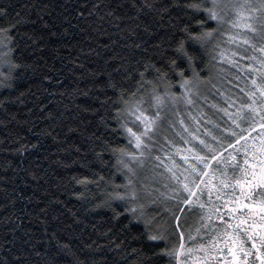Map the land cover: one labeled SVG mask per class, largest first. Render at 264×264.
I'll list each match as a JSON object with an SVG mask.
<instances>
[{
  "label": "trees",
  "instance_id": "1",
  "mask_svg": "<svg viewBox=\"0 0 264 264\" xmlns=\"http://www.w3.org/2000/svg\"><path fill=\"white\" fill-rule=\"evenodd\" d=\"M139 2L0 0L10 13L0 26L20 21L10 34L20 67L7 79L0 72V260L70 264L64 251L70 245L97 264H176L167 255L176 230L171 243L151 240L161 229L146 228L127 201L109 197L122 193L117 157L130 148L121 93L135 91L144 73L153 83L122 99L147 97L159 73L145 66L154 65L166 74L157 93L177 95L185 80L195 81L202 122L222 128V92L238 87L230 82L235 70L215 47L223 37L203 47L187 40L185 26L199 32L196 22L205 19L184 7L192 0H156L172 7L138 15L133 5ZM180 41L193 56L191 65L176 51ZM84 178L86 186L77 183ZM157 215L161 226L165 214Z\"/></svg>",
  "mask_w": 264,
  "mask_h": 264
},
{
  "label": "snow or ice",
  "instance_id": "2",
  "mask_svg": "<svg viewBox=\"0 0 264 264\" xmlns=\"http://www.w3.org/2000/svg\"><path fill=\"white\" fill-rule=\"evenodd\" d=\"M137 9V14L147 10L156 11L158 14L167 13L171 4H158L156 0H142V2L134 3ZM186 9H191L196 13L203 14L204 20L197 21V26L201 31L193 33L186 25L184 32L187 40L194 44H199L201 47L212 44L217 36H221L230 44H238L245 51L255 53L252 56L245 55L243 59L251 61L246 64L242 71L247 73V79L251 87L248 90V97L250 103L243 105L244 116L248 119L249 128L247 135H240L237 138V133L232 131L229 127L221 128L219 124L215 125L220 130V137L212 135L207 128L204 132L211 138L212 143L206 142V139H201L195 132L189 133L191 140H183V143L191 144V141H198L200 151L196 147H188L187 149L176 148V152L182 153L186 151L189 155H182V166L184 172H190L193 176L191 183L182 182L173 171L177 167L176 162L172 161V167L167 170L171 173L172 178L176 180L177 187H173L168 194L172 200H177V207L181 214L188 212L189 214L198 211H204L208 206L200 203V198L206 196L207 200L211 202L216 200L221 207L226 209L228 220L225 221L224 215L219 207L210 209V212H215L218 220L224 225L223 231H217L213 225H202L205 229L211 227L213 231H217V235L212 237V241L207 245L201 244L199 248H186L183 242L180 243V252L185 255L188 264H218L216 256L220 254L223 249L219 247L216 241L222 240L224 247L230 253V264H264V0H192L190 3L184 5ZM10 13L6 7H0V20H7ZM111 15V13H110ZM19 13H17V17ZM138 18V16H137ZM163 19V15L160 16ZM209 22L216 24L215 28L208 27ZM19 19L15 22L8 21L6 26H0V47L7 49V52L0 55V68H3V75L9 78L20 66L14 63L15 49L12 45L15 43L10 34L15 31L19 25ZM227 26V31L221 32V29ZM243 30L242 32L240 30ZM240 32L239 35L234 33ZM224 41L221 40V43ZM139 47V45H137ZM216 48H220V43L215 44ZM177 53L184 59L188 60L189 64L193 61V56L185 47L184 41H180L176 48ZM221 59H227L228 63L238 65L239 61L234 57H240V51H235L231 56H227L223 49H221ZM171 65L176 66V61L171 60ZM151 69L159 73L156 77L155 87L152 89V94L149 97V106L155 107V113L152 116L146 115V110H142V105L149 103L143 99L134 100L130 102L123 100V95L127 94L135 98L138 93H143L146 84H152V81L144 80V73H139L141 79L136 81V90L121 93V100L124 104H128L127 111L138 122L142 130L140 132L133 131L128 128L126 124L122 125L126 131L134 138V147L136 151H127L119 149L121 157H117V163L122 167L117 168L118 172L124 174L125 184L116 185L117 188L124 187L128 189L124 193L113 192L109 194L110 199H119L122 201H135L141 199L140 192L137 190L132 177L136 175V168L132 166L135 162L137 167H142L145 163L146 150L150 151L154 148L156 143L155 137L162 129L165 117H161V109L166 103L165 97L167 93H157L160 87V82L166 80V74L162 73L159 68L154 65H146L145 71ZM183 75V72L180 73ZM239 79V77H237ZM2 83V82H0ZM192 82L185 80L182 87L186 92H191L192 88L189 85ZM230 83V82H229ZM7 87H12L9 83ZM194 86V85H193ZM114 87V85H113ZM239 87V85H237ZM189 104L192 103L190 97L187 98ZM228 115V120L232 125H237V120L241 118V108H238L234 114L227 113V109H220ZM120 109H117V113ZM235 116V118H233ZM197 126L200 125V120L195 121ZM183 125V120L180 121ZM211 124L212 121H207ZM169 127H175L174 124ZM188 131L185 126L183 129ZM252 133H255L253 135ZM230 139L232 142L227 144L224 148V141ZM166 145H172V141L164 137ZM175 147V145H172ZM231 150L235 155L228 160L223 156L224 152ZM114 152L116 150H113ZM201 152L205 153L201 155ZM165 155H168L165 153ZM123 156H127L130 162H124ZM242 156L243 163L237 159ZM160 160L159 156L155 157ZM172 160L171 156H168ZM212 162H216V170L219 171V176L216 171L210 168ZM222 166V167H221ZM231 173V175H229ZM102 179V178H101ZM188 177H185L187 180ZM197 181H199L197 183ZM77 183H88L87 178L78 180ZM144 192L147 196H151L155 191L148 185H143ZM228 196L227 201L224 197ZM159 201V196H155L148 200L147 204L138 205L139 215L144 218V225L146 228L153 227L156 217H149L146 215V208L148 205L156 206ZM183 204L185 207H179ZM110 206V204H109ZM135 215L136 208L129 209ZM171 211V209H169ZM173 218L176 221L175 227H180L181 216H176L173 213ZM202 220L211 221V215L201 217ZM199 232V229H197ZM207 234V232H206ZM183 236V233L180 234ZM151 240L164 241L167 237L163 231L159 235H151ZM191 235L188 240L193 241ZM246 241L251 242V246H246ZM91 247V245L87 246ZM116 247H119L117 245ZM64 251L70 257V264H97L96 261L91 260V257L80 250V253L71 251L70 245L64 246ZM200 252L201 255H194ZM85 256L84 260L80 259V255ZM95 255V252L92 253ZM167 255H178L175 250H169ZM249 256L254 257V260L249 262ZM55 259V258H53ZM0 264H9L7 258L0 260Z\"/></svg>",
  "mask_w": 264,
  "mask_h": 264
},
{
  "label": "rangeland",
  "instance_id": "3",
  "mask_svg": "<svg viewBox=\"0 0 264 264\" xmlns=\"http://www.w3.org/2000/svg\"><path fill=\"white\" fill-rule=\"evenodd\" d=\"M225 31H227V27L225 28ZM243 31L242 29L240 30ZM236 35H239L240 32L234 33ZM2 39V37H0ZM224 42L220 44L221 49L224 50V52L227 54V56H231V54L235 51H240V57H234V59H237L239 61L238 65H233L228 63L227 59H221V49L219 51V58L221 61H224L225 64L232 65V68L235 70L234 75L230 82H232L234 85H239L237 88V92L235 90L227 89L225 91V95L222 92L223 100H224V108L227 109V113L234 114L238 108H241V118L237 120V125H232L231 121L228 120V115L225 112L220 113L222 116V121L224 123L223 127H229L232 131L237 133V138H239L240 135H247V130L249 128V122L248 119L244 116V112L247 111V109H243V105H247L250 103V98L248 97L247 93L249 88L251 87L250 82L247 79V73L245 71H242L244 66L251 61L243 59L245 55L252 56L255 53L251 51H245L243 48H241L238 44H230L227 42L225 38L222 39ZM7 52V49L4 47H0V55ZM3 68H0V72ZM239 77V79H237ZM192 83L189 85V87L192 88L191 92H186L185 88H183L182 92L174 95L171 94L170 91L165 92L160 90L161 93H167L168 95L165 97L166 103L164 107L161 109V117H165L164 124L162 129L157 133L155 140L156 143L154 145V148L150 151L146 150L145 155V163L142 167H137L135 162H132V166L136 168V175L133 178L134 183L136 185L137 190L140 192L141 199L135 200V201H127L129 207L136 208V217L141 220L144 223V218L139 215V208L138 205L140 204H147L148 200L159 196V201L156 206L148 205L146 208V215L149 217H156L153 228L161 229L157 232V235L160 234L161 231H163V234L167 237V242L171 243L169 236L173 229L176 230V236H174V243L172 245L171 250H175L178 255H173L174 261L176 264H188V261L185 259V255L180 252V243L183 242L185 244L186 248H199L201 244L207 245L212 241V237L217 235V231H223L224 225L223 223L217 219L215 212H210L209 210L215 207H219L220 211L222 213H225L224 219L225 221L228 220V217L226 216V209L220 206L216 202L215 199H213L211 202L207 200V197H201L200 203H204L208 206L207 209L204 211H198L193 214H189L188 212H185L184 214H181V212L178 210L177 207V200H172L169 198L168 194L171 192V189L173 187H177V182L175 179L172 178L171 173L168 172V168L172 167V161L174 160L176 162L177 167L173 168V171L176 172L177 177L182 182L191 183V180L193 179V176L190 175V172H184L182 166V155H189L186 151L182 153H177L176 148L180 149H187L188 147H196L197 151H200V148L198 147V141H191V144L183 143V140H191V137L189 136V133L195 132L196 135H199L201 139H206V142L212 143V140L210 137L206 135L204 132V129L207 128L209 132L212 133V135H215L217 137H220V130L219 134L215 133L216 127L215 122H212L211 124L203 123L202 122V111L204 109L198 104L196 105V99L197 95L196 92L198 91L200 93V90H198V84L195 81H191ZM194 85V86H193ZM197 90V91H196ZM242 91V97L239 98L238 95ZM152 94V92L147 97H141V99L145 101H149V97ZM190 97L192 100V103L189 104L187 102V98ZM139 100V99H138ZM149 103H145L142 105V110H146V115L152 116L155 113V107L149 106ZM129 105L126 106L124 113H123V119L124 124L127 125L128 128H132L135 132H140L142 130L141 126L138 122H135L134 118L131 116V114L127 111V108ZM216 109V108H215ZM218 110V109H216ZM205 118V117H204ZM235 118V116L233 117ZM208 119V118H207ZM183 120V125H181L180 121ZM196 120H200V125L197 126ZM208 121V120H207ZM174 124L175 127H169V125ZM187 127L188 131L185 132L183 129L184 127ZM204 127V128H203ZM222 127V128H223ZM126 129V128H125ZM215 130V131H214ZM127 138L130 143V148L127 151H136L134 144V138L130 136V134L126 131ZM255 135V133H252ZM164 137H167L168 140L172 141V145H175L173 147L172 145H166ZM183 138V140L181 139ZM231 140H228L227 142L224 141V148H227V144L231 143ZM167 153L168 155H165ZM205 153L201 152V155H204ZM235 155V153H232L231 150H228L227 152L223 153V156L230 160L231 156ZM159 156L160 160H156L155 157ZM168 156L172 157V160L168 159ZM122 159L124 162H130L129 158L127 156H123ZM237 159L240 161V163H243L242 156H238ZM122 167V165H121ZM222 167V166H221ZM210 168L214 171H216V175L219 176V171L216 170V162H212L210 165ZM122 174V185L125 184L124 174ZM231 175V173H229ZM185 177H188L187 180H185ZM199 181H197L198 183ZM143 185H148L150 188L154 189L155 191L152 193L151 196H147L144 192ZM125 191H128V189H125L122 187V193ZM229 199L228 196L224 197V200L227 201ZM159 207V208H158ZM179 207H185L183 204H180ZM171 209V211H169ZM165 214V218L163 222V225L160 226V222H158L157 213ZM173 213H175L176 216H181L180 220V227L176 228L175 224L176 221L173 218ZM154 215V216H153ZM211 215V221H205L202 220L201 217ZM208 224L213 225L216 227L217 231H213L211 227L208 229H205L202 225ZM155 229V230H156ZM197 229H199V232H197ZM209 231H212L211 233ZM207 232V234H206ZM183 233V236L180 234ZM191 235L194 239L193 241L188 240V236ZM216 243L219 244V247L221 248V245L223 243L222 240L216 241ZM194 255H201L200 252H196ZM216 260L218 261V264H222L219 261L218 255L216 256Z\"/></svg>",
  "mask_w": 264,
  "mask_h": 264
},
{
  "label": "flooded vegetation",
  "instance_id": "4",
  "mask_svg": "<svg viewBox=\"0 0 264 264\" xmlns=\"http://www.w3.org/2000/svg\"><path fill=\"white\" fill-rule=\"evenodd\" d=\"M227 211V210H226ZM227 216V215H226ZM228 217V216H227ZM229 219V218H228ZM210 233L212 231H209ZM246 246L247 247H250L251 246V242L250 241H246ZM221 249H223V251L218 254V258H219V261L222 263V264H230V253L228 252V250L224 247V243H222L221 245ZM249 262L253 261L254 260V257L252 256H249ZM256 264H259V261H256Z\"/></svg>",
  "mask_w": 264,
  "mask_h": 264
}]
</instances>
